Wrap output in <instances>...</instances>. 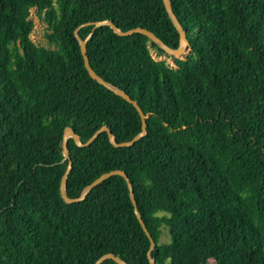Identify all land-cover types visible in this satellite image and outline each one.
<instances>
[{
    "label": "trees",
    "instance_id": "1",
    "mask_svg": "<svg viewBox=\"0 0 264 264\" xmlns=\"http://www.w3.org/2000/svg\"><path fill=\"white\" fill-rule=\"evenodd\" d=\"M191 44L176 69L151 31L180 36L163 0H0V264H264V0H169ZM32 10L48 25L35 44ZM64 133L71 127L82 143ZM69 199L111 176L78 203ZM101 264H118L106 259Z\"/></svg>",
    "mask_w": 264,
    "mask_h": 264
},
{
    "label": "water",
    "instance_id": "2",
    "mask_svg": "<svg viewBox=\"0 0 264 264\" xmlns=\"http://www.w3.org/2000/svg\"><path fill=\"white\" fill-rule=\"evenodd\" d=\"M163 2L165 4L166 10H167V12H168L173 24H174L179 36H180V39H181V45H180V47L178 49L171 48L162 39H160L157 35H155L154 33H152L151 31H149L147 29L136 28V29L129 30L127 32H122L110 20H104V21H99V22L93 23V28H92L91 32L86 37V39L81 43V52H82V55H83L85 67H86L89 75L91 76V78L96 80L100 84L105 85L110 90H113L118 96L122 97L127 102L133 104V106L137 109V111H138V113H139V115L141 117V121H142V130H141V132L139 134H137L130 141H125V142H122V143L115 144L116 147H131L136 142H138L140 139H142L143 137H145L147 135V133H148L147 132V121H146L147 120V115L145 114V112L143 111L141 106L139 105L138 101L132 99L131 96H129L125 92L121 91L120 89L115 88V87L107 84L101 77H99L96 74V72L94 71V69L91 67V64H90V60H89V56H88L87 43L91 39V37L93 36V34H94V32L96 31L97 28H99V27H101L103 25H109L120 36H131V35H133L135 33L140 32V33L146 35L151 41L155 42L160 48L163 49V51L166 54L171 55V56H179V55H182V54L186 53L187 50L191 51L190 41L187 38L186 32L184 31V28H183V25H182L180 19L178 18V16L176 15L174 10L172 9L169 0H163ZM104 131H106L108 133L111 141H113L114 137H113V134H112L111 130L107 126H103L100 130H98L93 135L92 138H90L88 140V142L82 143L81 140H80V137L75 133V131L71 127H67L65 129L64 143H63L64 153H65L66 158H70V154H69V150H68V140L70 138H72L77 143V145H79L81 147H87V146H90L96 140V138ZM72 164L73 163L70 160L68 168H67L66 173H65V175H64V177L62 179V184H61V191H62L63 198L66 200V202H68L70 204L71 203H78V202H81L82 200H84L88 193H90L94 188L99 186L102 182H104L105 180H107L111 176L120 175V176H123L126 179V181L128 183L129 190L131 192V199H132V203H133V205L135 207V211H136V213L138 215L139 221L141 223V226H142L144 232L146 233V235L148 236V238L150 239V242H151V246H150V249L148 251V257L151 258V252L155 249L156 242L152 238V235L149 232L146 224L144 223L143 219L141 218L140 214L138 213L137 203H136V200H135V193H134L133 185H132L129 177L127 176V174L124 171H121V170H115V171L108 172V173L104 174L103 176L99 177L97 180H95L83 192V194H82V196L80 198L69 199L67 197V195H66V183L68 181V177H69L70 172L72 170ZM106 259H113L118 264H128L126 261L120 259L119 257H117L114 254H106V255L102 256L96 262V264H101ZM150 264H154V260H151Z\"/></svg>",
    "mask_w": 264,
    "mask_h": 264
},
{
    "label": "rangeland",
    "instance_id": "3",
    "mask_svg": "<svg viewBox=\"0 0 264 264\" xmlns=\"http://www.w3.org/2000/svg\"><path fill=\"white\" fill-rule=\"evenodd\" d=\"M44 15L39 16L36 10H32L31 19L34 21L33 33L32 37L34 42L39 46H45L49 48H53L54 46L48 44L47 40L45 39V35L48 31V25L43 21ZM152 54L155 57L156 61L163 60L167 64H175L176 59L186 60L187 57L190 55L191 51L187 50L186 53L179 55V56H171L166 53H159L156 49L152 48ZM177 66L175 64L176 69Z\"/></svg>",
    "mask_w": 264,
    "mask_h": 264
},
{
    "label": "built area",
    "instance_id": "4",
    "mask_svg": "<svg viewBox=\"0 0 264 264\" xmlns=\"http://www.w3.org/2000/svg\"><path fill=\"white\" fill-rule=\"evenodd\" d=\"M31 37V39H32V41L34 42V40H33V37H32V35L30 36ZM35 43V42H34ZM36 44V43H35ZM152 56H153V54H152ZM153 58L155 59V57L153 56ZM156 60V59H155ZM160 61H163V60H160ZM171 69H174L175 68V64H167Z\"/></svg>",
    "mask_w": 264,
    "mask_h": 264
}]
</instances>
